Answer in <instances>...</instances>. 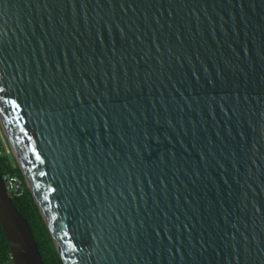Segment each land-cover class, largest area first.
Wrapping results in <instances>:
<instances>
[{
	"label": "water",
	"instance_id": "water-1",
	"mask_svg": "<svg viewBox=\"0 0 264 264\" xmlns=\"http://www.w3.org/2000/svg\"><path fill=\"white\" fill-rule=\"evenodd\" d=\"M0 127L63 264H264V0H0Z\"/></svg>",
	"mask_w": 264,
	"mask_h": 264
},
{
	"label": "trees",
	"instance_id": "trees-1",
	"mask_svg": "<svg viewBox=\"0 0 264 264\" xmlns=\"http://www.w3.org/2000/svg\"><path fill=\"white\" fill-rule=\"evenodd\" d=\"M7 174L16 176L22 182V191L16 195H12V202L20 215L27 221L43 263L63 264L14 156L12 154L5 155L2 138L0 136V175L3 178ZM0 264H13L1 228Z\"/></svg>",
	"mask_w": 264,
	"mask_h": 264
},
{
	"label": "built area",
	"instance_id": "built-area-1",
	"mask_svg": "<svg viewBox=\"0 0 264 264\" xmlns=\"http://www.w3.org/2000/svg\"><path fill=\"white\" fill-rule=\"evenodd\" d=\"M1 131H0V136L2 138L3 149L5 152V155H10V154H12L11 147L8 145L6 138L4 136V133ZM3 181L6 185L8 193L10 194L11 197H12V195H16L18 192L22 191V182L16 176L11 175V174H7L3 177Z\"/></svg>",
	"mask_w": 264,
	"mask_h": 264
},
{
	"label": "rangeland",
	"instance_id": "rangeland-1",
	"mask_svg": "<svg viewBox=\"0 0 264 264\" xmlns=\"http://www.w3.org/2000/svg\"><path fill=\"white\" fill-rule=\"evenodd\" d=\"M0 131H1V129H0ZM12 155H13V153H12ZM15 159V158H14Z\"/></svg>",
	"mask_w": 264,
	"mask_h": 264
},
{
	"label": "clouds",
	"instance_id": "clouds-1",
	"mask_svg": "<svg viewBox=\"0 0 264 264\" xmlns=\"http://www.w3.org/2000/svg\"><path fill=\"white\" fill-rule=\"evenodd\" d=\"M1 128V127H0ZM3 132V131H2Z\"/></svg>",
	"mask_w": 264,
	"mask_h": 264
}]
</instances>
